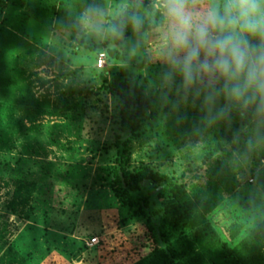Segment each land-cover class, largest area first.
<instances>
[{
	"label": "rangeland",
	"instance_id": "rangeland-1",
	"mask_svg": "<svg viewBox=\"0 0 264 264\" xmlns=\"http://www.w3.org/2000/svg\"><path fill=\"white\" fill-rule=\"evenodd\" d=\"M52 1L35 0L39 8L48 5V15L39 20L19 13L14 0H0V28L14 33L25 49L21 60L0 58V73L17 64L30 78L38 100L46 97L51 106L58 104L33 125L23 118L21 108H15L14 121L23 119L27 131L18 132L12 125L0 133V229L6 224L8 241L0 264H115L125 251L144 244L137 236L143 219H131L135 207H122L106 186L107 168L115 154L110 146L120 132L117 99L103 94L100 87L110 80L118 64L109 62L101 50L109 33L95 31L96 21L86 20L83 13L99 6L105 13L103 19L110 23L123 12L127 0H61L79 34L54 25L55 16L49 9L53 4L56 9L60 6ZM143 44L150 64L138 81L151 100V109L132 145V166L143 164L188 182L201 173L205 150L219 127L195 128L198 106L182 110L186 115L183 123L169 115L158 91L162 68L155 62L158 31L147 33ZM100 53L105 54V61L98 68ZM37 125L41 128L36 131L33 127ZM17 178L34 182L37 189L25 207L10 212L12 180ZM237 179L241 187L224 208L250 226L264 216V197L254 184H248L252 179L249 167ZM216 214L206 220L222 236L219 224L223 217ZM90 239L97 240L91 248L87 246ZM146 253L147 249L141 252Z\"/></svg>",
	"mask_w": 264,
	"mask_h": 264
},
{
	"label": "trees",
	"instance_id": "trees-1",
	"mask_svg": "<svg viewBox=\"0 0 264 264\" xmlns=\"http://www.w3.org/2000/svg\"><path fill=\"white\" fill-rule=\"evenodd\" d=\"M14 1V8L27 18L40 20L45 13L48 15V5L39 8L35 0ZM54 1L60 6L56 9L53 4L49 9L55 16L54 25L79 34L66 4L61 0ZM150 3L151 0H127L123 12L110 23L126 20L128 13L137 12L144 17V27L136 33L125 28L122 39L109 33L101 45L108 61L118 64L110 80H104L100 87L103 94L117 99L120 132L110 146L115 154L112 165L107 168L106 186L122 207H135L129 216L131 219H143L137 236L144 244L125 251L124 258L115 264H264V216L248 226L238 214L224 208L227 207L224 203L241 187L237 177L244 174L245 167H249L252 176L248 184H254L264 197V163H261L264 161V140L260 142L262 145L246 148V129L239 141L233 140V131L242 123L238 119L232 129L219 127L205 150L201 163L205 168L201 166V173L188 182L143 164L132 166V145L151 109V100L138 81L141 72L150 64L143 37L157 31ZM0 35V58L13 57L18 61L25 57V49L14 33L0 28ZM57 105L51 106L46 97L38 100L34 96L30 78L17 64L0 73V133L10 130L12 125L18 132L27 131L23 119L14 121L15 108H21L23 118L33 125L38 117L48 115V110L56 109ZM33 128L37 131L41 126ZM12 181L15 186L13 199L7 205L10 212L18 206L25 207L37 189L34 182L29 183L26 179ZM191 206L197 212H191ZM222 209L226 210L223 214ZM219 212L223 217L219 224L222 236L206 220ZM6 235L4 224L0 229V254L8 246ZM144 249L147 253L142 255Z\"/></svg>",
	"mask_w": 264,
	"mask_h": 264
},
{
	"label": "clouds",
	"instance_id": "clouds-1",
	"mask_svg": "<svg viewBox=\"0 0 264 264\" xmlns=\"http://www.w3.org/2000/svg\"><path fill=\"white\" fill-rule=\"evenodd\" d=\"M159 45L155 62L159 98L183 123L185 107L199 108L195 128H233V140L243 130L246 148L264 140V0H151ZM84 17L95 20V31L123 38L144 27L137 12L126 20L106 23L99 6ZM114 20L117 17L113 18Z\"/></svg>",
	"mask_w": 264,
	"mask_h": 264
},
{
	"label": "built area",
	"instance_id": "built-area-1",
	"mask_svg": "<svg viewBox=\"0 0 264 264\" xmlns=\"http://www.w3.org/2000/svg\"><path fill=\"white\" fill-rule=\"evenodd\" d=\"M104 61H105V54L104 53L98 54V56H97V67L101 68L102 65L104 64ZM96 244H97V240L96 239H90L87 242V246L90 247V248L95 246Z\"/></svg>",
	"mask_w": 264,
	"mask_h": 264
}]
</instances>
